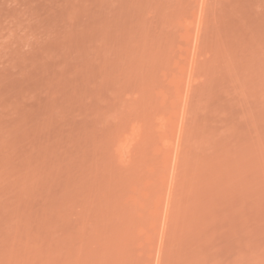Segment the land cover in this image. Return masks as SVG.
Segmentation results:
<instances>
[{
  "label": "rangeland",
  "instance_id": "1",
  "mask_svg": "<svg viewBox=\"0 0 264 264\" xmlns=\"http://www.w3.org/2000/svg\"><path fill=\"white\" fill-rule=\"evenodd\" d=\"M0 264H264V0H0Z\"/></svg>",
  "mask_w": 264,
  "mask_h": 264
}]
</instances>
